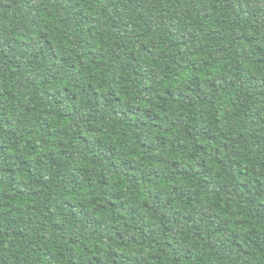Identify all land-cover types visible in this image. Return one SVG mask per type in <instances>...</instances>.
Masks as SVG:
<instances>
[{
  "label": "trees",
  "instance_id": "trees-1",
  "mask_svg": "<svg viewBox=\"0 0 264 264\" xmlns=\"http://www.w3.org/2000/svg\"><path fill=\"white\" fill-rule=\"evenodd\" d=\"M163 2L171 7H150V0H105L104 12L106 23L122 30L119 39H147L167 22L171 47L200 45L198 53L185 57L187 68L179 78L161 89L164 96L151 87L156 70L132 53V75L149 84L129 98L88 83L80 88L92 109L86 119L76 106L80 96L74 83L85 65L54 52L52 60L70 69L63 92L33 87L34 94L42 91L35 100L44 110L25 111L30 116L39 112V119L20 121L15 132L8 131L14 127L11 119L0 121L3 135L11 137L5 143L0 136V249L5 242L15 241L18 251L20 242L35 244L30 253L34 264H232L245 242L256 244L253 237L264 231V36L255 27L242 30L251 21L235 11L228 16L235 0ZM76 16L81 24L98 23L87 4ZM12 22L26 28L35 23L16 13ZM78 31L92 37L94 28ZM17 43L36 47L35 41ZM64 43L71 47V41ZM46 44L53 46L52 41ZM141 48L153 55L150 43ZM208 53L212 61L205 59L198 70ZM87 55L96 59L91 51ZM159 59L168 61L169 53L161 51ZM190 72H196L193 80ZM126 80L121 77V86ZM53 82L56 76L41 78L43 84ZM238 83L246 100L233 91ZM153 95L160 101L155 110L152 101L141 98ZM197 98L202 106L191 114ZM65 100L71 111L60 107ZM105 104L125 108H110L109 115ZM166 104L175 108L170 117ZM6 109L0 100V112ZM73 121L82 125L75 135L69 131ZM81 154L90 159L73 170L69 161L74 164ZM229 177L234 183L225 182ZM225 232L229 238H223ZM0 260L11 264L3 256Z\"/></svg>",
  "mask_w": 264,
  "mask_h": 264
},
{
  "label": "clouds",
  "instance_id": "clouds-1",
  "mask_svg": "<svg viewBox=\"0 0 264 264\" xmlns=\"http://www.w3.org/2000/svg\"><path fill=\"white\" fill-rule=\"evenodd\" d=\"M124 3L126 4L127 0H124ZM156 3L161 8L171 7L166 2L159 3V0H150L149 6L151 7ZM76 4L80 7H75ZM85 4L93 9V14L98 23L81 24L76 13L81 11ZM105 8H107L105 0H74V4H70L69 0H15V3H13V0H0V100H3L7 105V109L0 112V121L5 119L13 121L14 127L9 129V132H15L20 121L32 119V117L39 119V112L33 111L30 116L25 109L39 108L40 112L44 110L43 106L35 100V95H42V91L34 94L33 87L38 90L46 89L53 92H63L64 80L66 77L70 78V69L66 65L59 66L58 60H52L51 54L54 52L63 56H72L74 61L79 60L80 63L85 65V68L81 70L84 73L83 76L74 83L77 86V95L80 96L76 106L80 108L86 119L90 116L92 109L88 106L87 99L81 93L80 88L88 83L103 88L105 91L116 89L118 95L124 93L129 98L132 91H139L140 85L149 84L147 78L141 80L132 75L133 67H135L131 62L132 53L139 56L145 66L152 65L156 70V77L150 81L151 87L157 89L159 96H164L165 93L161 89L166 87L169 81L178 79L182 68H187L185 57L199 52V44H192L184 49L171 47V38H165L168 31L167 22L161 23L158 30H154V34L147 39H119L117 34L122 30L112 28L106 23ZM233 11L251 21V24L242 25V30L247 31L250 27H255L259 30V34L264 36V0H235L232 8L228 9L229 17L232 16ZM13 13H16L17 16H26L34 20L35 23L27 25V28L15 24L12 22ZM108 13H111V9L108 10ZM250 13L256 14L255 19L252 18ZM4 14L7 15L8 19H4ZM79 28H94L92 37L81 36L78 31ZM140 29H143V25H140ZM42 36L43 38H41ZM20 39L27 40L29 43L35 41L36 47L21 48L17 43ZM66 40L71 41L70 48L65 45ZM46 41H52L53 46H48ZM97 41L100 42L99 47L95 46ZM162 42L163 47H160ZM144 43L152 45L153 55L151 57L142 51L141 45ZM86 45L88 46L87 51L93 52L96 56L95 60L87 55ZM161 51L169 53L168 61L165 62L159 59ZM182 51L184 57L180 55ZM205 59L211 62V53L201 58L200 63L197 65L198 70L204 68ZM54 64L58 67L53 68ZM21 71L23 75L20 74ZM58 73L59 75H57ZM228 74L232 79H237L236 74ZM44 75L56 76L57 82L41 83V78ZM122 76L127 77L126 86H121ZM195 76L196 72H190L188 79L193 80ZM217 83H220V81H217ZM200 86L201 88L206 87L202 82ZM233 91L239 99H247L241 92L239 83ZM9 93H12V98H9ZM198 95L196 94L197 97ZM141 98L152 101L151 106L154 110L160 105V101L156 99L155 95ZM201 106L200 100L198 98L194 99L191 114H195ZM60 107L68 111L72 110V106L66 100ZM164 107L166 108V117H170L175 112V108L171 105L166 104ZM102 108L110 115V108L123 110L125 105L113 104L109 106L105 104L102 105ZM56 110V106L53 105L51 112L55 113ZM165 126H167L166 123ZM80 130H82V125L79 121L70 122L69 131L72 135ZM188 131H191V129H188ZM0 136H3L5 143L11 139L10 136L3 135L2 124H0ZM21 138H23L22 135ZM59 139L63 140L65 137L61 136ZM193 139L196 138L193 137ZM37 143H39V140H37ZM71 143L76 144V141L72 140ZM17 147H20V145H17ZM184 156L187 159L188 153L185 152ZM86 158L90 159L86 154L77 155L74 157L75 163L73 164L72 160L69 163L73 165L74 170L75 164L82 163ZM56 171L58 173L63 172V169H57ZM62 179L63 176L60 177V180ZM60 180L56 182L59 183ZM225 182L234 183L230 177ZM93 184H95V181H93ZM96 194L99 195V191ZM234 198L235 194L229 197V200ZM262 198H264V192H262ZM222 206L223 204H221ZM256 227L257 223L253 220L252 228ZM2 230L0 229V231ZM229 236L230 233L228 232L223 234V238H229ZM253 239L256 240V244L247 241L243 245L244 251L237 249L234 252L232 264H264V231H258ZM13 244H15V241H13ZM13 244L5 242L2 249H0V256L11 261V264H17V258H19L18 264H34L30 258V253L35 244L20 242L19 248L22 251H18ZM0 264H4V261L0 260Z\"/></svg>",
  "mask_w": 264,
  "mask_h": 264
}]
</instances>
